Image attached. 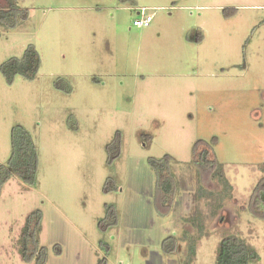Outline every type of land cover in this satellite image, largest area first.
Returning a JSON list of instances; mask_svg holds the SVG:
<instances>
[{"label": "rangeland", "instance_id": "rangeland-1", "mask_svg": "<svg viewBox=\"0 0 264 264\" xmlns=\"http://www.w3.org/2000/svg\"><path fill=\"white\" fill-rule=\"evenodd\" d=\"M18 5L28 16L0 26V65L29 46L40 63L33 79L0 71V164L23 126L36 183L12 175L0 190V264H35L19 248L36 211L45 264H215L227 234L264 264V202L257 212L253 201L264 189V0ZM142 7L149 27L132 25ZM199 140L228 191L194 164ZM152 159L168 162L171 204L156 203Z\"/></svg>", "mask_w": 264, "mask_h": 264}, {"label": "trees", "instance_id": "trees-1", "mask_svg": "<svg viewBox=\"0 0 264 264\" xmlns=\"http://www.w3.org/2000/svg\"><path fill=\"white\" fill-rule=\"evenodd\" d=\"M27 16L28 11L18 5V0H0V26L7 28L18 26L27 19ZM39 63L38 52L32 46H29L21 58L12 57L1 63L0 71L8 83H11L17 74L25 79H33L38 71ZM10 142V157L6 164H0V190L12 175L18 177L27 186H35L37 152L30 133L23 126L15 125L11 129ZM198 142L199 144H195L193 151V155H195L193 158L194 164L201 172L203 167L205 168H203V171H212L211 175L219 180L224 191H228L230 186L221 163L216 161L204 141L199 140ZM150 164L157 176L160 192V199L156 200V203L159 206L166 205L168 202L171 204L174 185L167 160L152 159ZM261 182L263 181L261 180ZM254 196L253 201L257 211L258 206H262V202H264V189L261 188ZM196 200L199 203V199ZM211 206L213 208L211 212H215L214 206ZM40 219V211L29 215L20 236L19 251L21 257L28 262L34 261L35 264H45L47 257L46 247L39 246L36 238ZM198 219L199 217L196 216L192 221L195 222ZM200 225H198V229H201ZM259 260V253L249 246L244 239L235 234L223 236L217 246L215 264H254ZM96 264H105V258H99Z\"/></svg>", "mask_w": 264, "mask_h": 264}, {"label": "built area", "instance_id": "built-area-1", "mask_svg": "<svg viewBox=\"0 0 264 264\" xmlns=\"http://www.w3.org/2000/svg\"><path fill=\"white\" fill-rule=\"evenodd\" d=\"M136 16L132 19V25L137 27H149L153 20V13H148L147 8H136Z\"/></svg>", "mask_w": 264, "mask_h": 264}, {"label": "crops", "instance_id": "crops-1", "mask_svg": "<svg viewBox=\"0 0 264 264\" xmlns=\"http://www.w3.org/2000/svg\"><path fill=\"white\" fill-rule=\"evenodd\" d=\"M135 13H136V11H135ZM194 37H195V40H198V38L200 37V34H199V32H198V33H196V35H194Z\"/></svg>", "mask_w": 264, "mask_h": 264}]
</instances>
